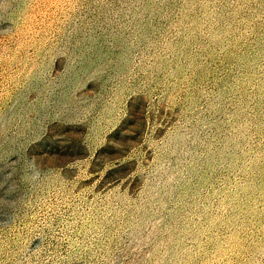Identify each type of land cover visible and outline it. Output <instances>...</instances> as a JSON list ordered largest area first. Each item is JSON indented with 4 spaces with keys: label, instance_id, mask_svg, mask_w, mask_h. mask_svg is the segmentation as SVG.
Here are the masks:
<instances>
[{
    "label": "rangeland",
    "instance_id": "1",
    "mask_svg": "<svg viewBox=\"0 0 264 264\" xmlns=\"http://www.w3.org/2000/svg\"><path fill=\"white\" fill-rule=\"evenodd\" d=\"M0 264H264V0H0Z\"/></svg>",
    "mask_w": 264,
    "mask_h": 264
}]
</instances>
